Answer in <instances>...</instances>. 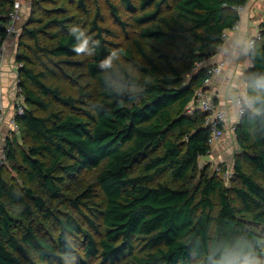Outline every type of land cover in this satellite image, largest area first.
I'll return each instance as SVG.
<instances>
[{"label":"trees","instance_id":"1","mask_svg":"<svg viewBox=\"0 0 264 264\" xmlns=\"http://www.w3.org/2000/svg\"><path fill=\"white\" fill-rule=\"evenodd\" d=\"M14 1L0 0V48ZM44 1L55 7L23 28L32 45L22 46L17 60L24 111L0 167V264H213V249L237 239L264 258V110L245 107L234 130L239 152L220 175L200 165L210 130L194 106L210 77L208 60L238 24L236 8L250 0H140L137 38L117 52L113 69L100 67L113 49L95 13L89 33L100 45L86 67L100 89L96 104L83 99V88L75 97L56 84L55 69L77 56L73 17L64 2ZM119 1L133 11L131 0ZM259 33L249 54L248 97L264 94V19ZM5 165L20 185L6 180ZM85 172L95 173L103 192L102 209L89 208L101 233L80 209L94 202L92 184L73 188Z\"/></svg>","mask_w":264,"mask_h":264},{"label":"rangeland","instance_id":"2","mask_svg":"<svg viewBox=\"0 0 264 264\" xmlns=\"http://www.w3.org/2000/svg\"><path fill=\"white\" fill-rule=\"evenodd\" d=\"M22 5V12L20 20L17 22L18 32L15 36L11 37L13 41L14 47H16L15 56L16 62L18 60L19 53L26 51L27 49L22 47L26 45H32V42L27 38L22 36L23 28L25 27H33L34 23H31V18L36 16L38 11H42L44 9H50L54 6L53 1L44 0H18ZM58 3L64 2L67 6V9L70 15L73 17V24L79 25L82 29L86 31V33L91 36L89 33V28L91 25V21L95 15L98 13L99 17L97 20V25L108 30L110 35H106L107 41L110 42V47L117 51H123L128 49L131 46V42L133 39L137 38L138 31L140 30V26L137 22V19L142 14L143 10L140 5V0H131V5L134 7L133 11L127 10L119 0H83L82 5L78 4V0H57ZM109 3L112 4L116 13L118 14V20L115 19L111 13V9L109 7ZM50 40L47 37H43L42 43H49ZM89 57L87 56H75L71 61L72 64L63 65L62 69H55L57 76L55 82L59 86V89L63 95H71L78 96L79 90L83 88L82 91L88 93L89 97L85 99L89 104H96L100 101V89L95 80L90 79L87 74V62ZM18 63V62H17ZM216 66V65H215ZM190 74V73H189ZM86 107V106H84ZM66 109V108H65ZM66 111L71 112L69 109ZM3 144L4 142L1 141ZM237 153L233 154L230 162L227 164L228 167H232L233 160L235 159ZM203 163L200 161V165ZM5 170V178L9 182L20 185L21 182L17 176V174L9 169L6 165L4 166ZM248 170H252V166L246 164ZM220 169V170H217ZM226 169V165L222 164V166H217L214 169H210V171H218L221 175L223 170ZM254 177L259 182L263 183V178L255 174ZM92 184L93 192L95 193V198L93 199V204L89 202H85L86 206H81L80 209L82 213H84L89 219L94 222L96 229L99 233L103 231L101 226V222L96 217L92 216L91 209L94 208L96 210H101L104 203L103 192L99 188L98 185L95 184V173L94 172H85L81 173L76 182L74 184V189H79L80 191H85L87 186ZM231 184V183H230ZM37 193H40V190L35 187ZM75 216L78 217L80 224H82V228L85 230H90L89 224L86 222L85 218L82 217L79 213H75ZM39 221V220H38ZM50 235H54L57 233L54 224L49 225L47 227ZM264 234V229L260 228ZM47 231V230H46ZM97 239L100 236L94 233ZM259 264H264V258H255ZM90 264H94L93 261L89 262ZM40 264V263H38ZM64 264H74L73 261L64 259ZM192 264H196L193 262Z\"/></svg>","mask_w":264,"mask_h":264},{"label":"crops","instance_id":"3","mask_svg":"<svg viewBox=\"0 0 264 264\" xmlns=\"http://www.w3.org/2000/svg\"><path fill=\"white\" fill-rule=\"evenodd\" d=\"M264 19V0H250L240 14L237 27L228 33L227 39L218 47L216 53L208 60L210 65H223L222 73L214 76L208 87L217 101L218 107L228 113L225 126V137L210 149L207 156L201 159L206 167L214 169L230 162L234 153L239 152L233 124L239 121L233 105L235 95L247 96L246 72L251 66L248 39L259 32ZM16 47L11 37L2 45L0 61V98L5 118L0 125V139L5 142L11 134L9 119L14 114L13 85L15 83ZM234 162V160H233Z\"/></svg>","mask_w":264,"mask_h":264},{"label":"built area","instance_id":"4","mask_svg":"<svg viewBox=\"0 0 264 264\" xmlns=\"http://www.w3.org/2000/svg\"><path fill=\"white\" fill-rule=\"evenodd\" d=\"M242 7H237L236 10L239 14L243 12ZM22 12V5L20 1L15 0L6 14V24L5 33L6 38L13 37L17 34V22L20 20ZM237 25L233 28L235 29ZM232 29V30H233ZM231 31V30H230ZM229 31H226L222 35L223 42L227 39ZM260 33L257 32L251 38L248 39V49L251 51L256 41L260 40ZM2 59V46L0 48V61ZM22 67L21 63H15V83L13 85V98H14V114L11 119H9V126L11 133H18L19 127L16 123V117L21 115L24 111V97L19 87V69ZM223 65L219 64L212 66L209 70L210 77L204 81V87L196 91L194 106L200 111L206 114L205 126L210 130V136L208 139V145L210 149L220 142L225 137V126L228 121V113L226 110L218 107L217 103L214 102V95L208 90V87L214 76L222 73ZM246 98L242 95L237 94L233 99V105L236 108V115L238 119L243 115L245 107L251 108V106L246 103ZM5 113L1 104L0 98V125L4 121ZM232 130H235V124L232 126ZM6 161V151L5 142L0 143V167L5 164ZM220 170V169H217ZM231 177V171L227 170L223 174L224 179H229Z\"/></svg>","mask_w":264,"mask_h":264},{"label":"clouds","instance_id":"5","mask_svg":"<svg viewBox=\"0 0 264 264\" xmlns=\"http://www.w3.org/2000/svg\"><path fill=\"white\" fill-rule=\"evenodd\" d=\"M69 34L75 39L72 51L78 56H95L100 41L92 39L79 25L70 27ZM117 58V51L113 50L108 58L100 62V67L113 69L114 60ZM246 103L249 106L256 107L257 111L264 110V94L248 97ZM212 255L214 257L213 264H259L255 259L251 246L241 239H237L232 243L219 245L213 249Z\"/></svg>","mask_w":264,"mask_h":264},{"label":"water","instance_id":"6","mask_svg":"<svg viewBox=\"0 0 264 264\" xmlns=\"http://www.w3.org/2000/svg\"><path fill=\"white\" fill-rule=\"evenodd\" d=\"M239 121H241V120L239 119Z\"/></svg>","mask_w":264,"mask_h":264}]
</instances>
